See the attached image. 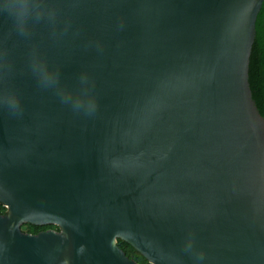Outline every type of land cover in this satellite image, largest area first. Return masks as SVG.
I'll return each instance as SVG.
<instances>
[{
	"label": "water",
	"instance_id": "water-1",
	"mask_svg": "<svg viewBox=\"0 0 264 264\" xmlns=\"http://www.w3.org/2000/svg\"><path fill=\"white\" fill-rule=\"evenodd\" d=\"M262 1L4 0L0 264H264Z\"/></svg>",
	"mask_w": 264,
	"mask_h": 264
},
{
	"label": "trees",
	"instance_id": "trees-1",
	"mask_svg": "<svg viewBox=\"0 0 264 264\" xmlns=\"http://www.w3.org/2000/svg\"><path fill=\"white\" fill-rule=\"evenodd\" d=\"M248 82L251 89L252 98L260 113L264 116V0L257 13L255 21V37L251 48L248 65ZM0 213H6V207L0 203ZM29 232L37 233L38 229L50 227V225H40L27 223ZM117 245L125 254L140 264L146 258L139 253L131 244L118 238Z\"/></svg>",
	"mask_w": 264,
	"mask_h": 264
},
{
	"label": "snow or ice",
	"instance_id": "snow-or-ice-1",
	"mask_svg": "<svg viewBox=\"0 0 264 264\" xmlns=\"http://www.w3.org/2000/svg\"><path fill=\"white\" fill-rule=\"evenodd\" d=\"M21 2L25 7H28L32 3H35L36 0H21ZM3 3H4V0H0V5H2ZM34 71L41 77L43 81H46V82L55 83L59 79V73L52 66L47 65V64L37 63ZM78 92L80 96L83 97L82 100L77 101L78 106L85 102L90 103V100H88V96H89L88 88L78 87ZM10 102L14 103L13 101H10ZM3 103H4V100L2 97H0V106H3Z\"/></svg>",
	"mask_w": 264,
	"mask_h": 264
},
{
	"label": "rangeland",
	"instance_id": "rangeland-1",
	"mask_svg": "<svg viewBox=\"0 0 264 264\" xmlns=\"http://www.w3.org/2000/svg\"><path fill=\"white\" fill-rule=\"evenodd\" d=\"M27 223L28 222H20V228L22 231L26 232L27 230ZM52 229L58 231L60 228L55 224V226H51ZM29 233H34V232H29ZM140 264H151L147 259L145 261H141Z\"/></svg>",
	"mask_w": 264,
	"mask_h": 264
},
{
	"label": "flooded vegetation",
	"instance_id": "flooded-vegetation-1",
	"mask_svg": "<svg viewBox=\"0 0 264 264\" xmlns=\"http://www.w3.org/2000/svg\"><path fill=\"white\" fill-rule=\"evenodd\" d=\"M42 225H50V227H44V228H41V229H38L37 230V233L40 232V231H45V230H48V229H52L51 226H55V224H51V223H45V224H41ZM26 232H29V228L27 226V230ZM32 232V231H31Z\"/></svg>",
	"mask_w": 264,
	"mask_h": 264
},
{
	"label": "clouds",
	"instance_id": "clouds-1",
	"mask_svg": "<svg viewBox=\"0 0 264 264\" xmlns=\"http://www.w3.org/2000/svg\"><path fill=\"white\" fill-rule=\"evenodd\" d=\"M19 15H20V14L17 12V13H16V16L19 17Z\"/></svg>",
	"mask_w": 264,
	"mask_h": 264
}]
</instances>
